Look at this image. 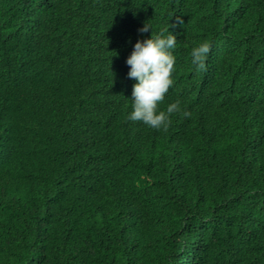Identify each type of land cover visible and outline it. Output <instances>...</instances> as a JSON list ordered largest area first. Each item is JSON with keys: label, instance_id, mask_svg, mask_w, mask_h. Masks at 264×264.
I'll use <instances>...</instances> for the list:
<instances>
[{"label": "trees", "instance_id": "1", "mask_svg": "<svg viewBox=\"0 0 264 264\" xmlns=\"http://www.w3.org/2000/svg\"><path fill=\"white\" fill-rule=\"evenodd\" d=\"M188 1L190 19L169 50L179 81L158 106L164 111L174 97L180 111L167 130L135 123L136 143L115 124L134 100L121 102L111 68L130 43L151 38L152 29L139 31L147 22L167 29L169 0H70L62 8V0H0V264L264 257V93L253 90L264 82L245 86L240 77L253 63L259 71L242 53L263 22L264 0H248L257 12L250 23L247 0ZM84 24L102 39L95 47L82 42ZM225 33L233 40L222 63L210 49L205 68L215 73L198 74L206 91H191L193 48ZM234 82L247 95L213 118L215 96ZM130 227L144 229L136 247H104Z\"/></svg>", "mask_w": 264, "mask_h": 264}, {"label": "clouds", "instance_id": "2", "mask_svg": "<svg viewBox=\"0 0 264 264\" xmlns=\"http://www.w3.org/2000/svg\"><path fill=\"white\" fill-rule=\"evenodd\" d=\"M65 1L68 3L70 0H62V3L59 5L60 8L64 7ZM165 4L167 5V8L164 10L167 11V14H165L168 17L167 22L169 24L166 26L167 29H163L157 33L152 28L150 23L147 22L143 28L139 29V31L141 33H146L149 31V29H152L153 31L151 38L137 42L135 45L133 42L130 43L125 55L115 64L113 68H111V74L114 77L117 90L119 91L121 102L124 99H130L132 97L134 100L131 111H127L126 113V109L124 111L118 110L122 112V116L119 119L120 122H117L119 120H116L115 124L117 127L124 125L122 129L123 135L136 143H138L140 135L136 134L134 131L133 125L135 123H142L145 126L148 125L149 127L156 129L164 127V129L167 130V126L170 123V115L174 112L180 111V102L174 97L168 98L169 101L165 105L164 111H158V106L164 101V99H166L165 96L169 90L171 91L170 88L172 86L175 88L177 82L179 81L173 79L176 60L172 52L169 50L175 48L177 45V39L173 33H175V29L180 27L179 23H184L190 19L186 12L189 1L169 0V2ZM252 9V3L247 0L246 7L242 12L249 13L246 16L248 18V23L253 20V13H257L253 12ZM261 16L263 22L259 26L258 24L254 25L255 28L249 34L248 41L245 43V48L242 53L245 59H249V62H255L259 71L255 73L251 72V68L254 64L252 62L253 64L244 71L243 75L240 76L245 86H248L249 83L253 86L259 81L264 82V15ZM84 26L85 36L82 38L83 44H85L87 48L95 47L96 44L99 43V40L102 39L97 38L96 34L92 33L87 24H84ZM74 28L81 36L82 33L78 29V25H75ZM227 36L231 37L229 34L225 33V35L222 36L223 38L220 37L219 39H216L215 43L209 44L207 41H205L193 48L191 52V62L195 68L189 77L190 83L192 85L191 91H195L196 89L195 93L199 94L206 91V80H200L198 78V74L201 73L204 76H207L208 74L211 76L214 75L215 71H211L210 73H207L206 71V56L210 52V49H212V51L209 53V59H212L217 64L220 62L222 63V60L226 56L225 47L231 44L229 40H233V37L227 38ZM207 64V67H210L208 61ZM120 87L122 88L121 92ZM255 89H257L259 93H264V88L260 87L259 85L257 88L253 87V90ZM247 91L248 88H241L235 82L234 85L230 84L227 88L222 90L220 94L215 96V102L213 105V118L219 117L220 114L223 113L222 111L225 110L231 102H237L239 99L238 96L247 95ZM108 92L112 97L110 101L111 105L114 108H117L116 101H118V95L112 94L109 90ZM183 115L188 117L191 114L184 112ZM254 127L255 124L252 123L251 128L255 129ZM243 198L242 201L244 202L249 200L247 197L244 199ZM245 203L240 205H244ZM248 217L251 216H244L245 221L243 225L240 222L241 228L240 230L238 229V234L241 236V239H243V229L247 230L248 228V225H246V219ZM194 226L198 225H193V227ZM133 228L135 227H130L128 231L124 230L125 233L123 234V237L118 236V240H116L117 242L114 243L115 245L109 242L104 247H118L124 248L125 250L136 247V245H138L136 239L137 237L141 239L144 229L139 231L138 229L135 230ZM135 253H137V251ZM135 253L129 255L130 258H134ZM258 258V264H264V257ZM185 261L189 262L188 258H186Z\"/></svg>", "mask_w": 264, "mask_h": 264}]
</instances>
